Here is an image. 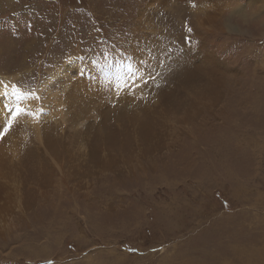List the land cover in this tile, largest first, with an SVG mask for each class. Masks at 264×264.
<instances>
[{"label":"rangeland","instance_id":"obj_1","mask_svg":"<svg viewBox=\"0 0 264 264\" xmlns=\"http://www.w3.org/2000/svg\"><path fill=\"white\" fill-rule=\"evenodd\" d=\"M202 1L217 6L203 12ZM200 19L210 21L209 32ZM186 52L202 66V54L213 56L224 74L220 98L195 109L204 126L192 129L182 113L187 94L202 83L178 81L180 116H159L154 136L161 151L137 156L141 170L123 157L119 166L84 176L87 134L96 135L104 96L127 91L156 101L155 91H146L175 88L169 73ZM130 60L116 76L115 63ZM104 68L115 75L108 87L97 82ZM2 77L26 96L5 102V157L16 158L37 125L53 126L62 148L41 151L53 174L42 184L49 192L44 209L54 215V203L62 205L57 218L40 223L43 209H26L23 189L4 184L0 264H264V0H0ZM138 104L120 116L136 113ZM73 116L75 137L66 133L75 135ZM72 146L75 173L67 157ZM171 160L173 169L161 172Z\"/></svg>","mask_w":264,"mask_h":264},{"label":"bare ground","instance_id":"obj_2","mask_svg":"<svg viewBox=\"0 0 264 264\" xmlns=\"http://www.w3.org/2000/svg\"><path fill=\"white\" fill-rule=\"evenodd\" d=\"M200 3L204 6V9L201 8L203 12H205L206 9L208 10V8L212 9L217 6H210L207 4L204 5L205 2L203 3V1ZM209 22L204 19L199 20V25L203 28V31L205 30L206 32H209L211 30L210 26L207 25ZM200 41L202 42V40ZM184 56L186 61L180 62L178 66H176V69L170 70L169 73V81L175 86V88L168 90L166 85L163 84L158 87L152 86L151 90L146 91V93H152V90L155 91L154 100L156 101H151L144 96H128L127 91L124 93L121 92L114 97L104 96V101L99 103L95 110L94 117L97 121V125H99L97 127L96 135H91L89 132L87 134V147L89 152H85L84 158L86 167L82 173L84 176L89 175L95 170H103L105 167L112 169L115 166H119L122 163L120 159L123 157L129 164H133L134 162L132 163V160H135L139 170H141L142 160L138 159L137 162V156L145 159L153 155V152L156 153L161 151L163 148V142L161 141V138H156L154 136L158 133L159 126L162 124L159 116H164L168 110H170L172 114L180 116L178 84H175L178 83V81H180L181 86L187 87H193L198 81L202 83L199 92H192L191 94L186 93L187 104L182 108V113L184 121L187 124H191L192 129L194 126H204L203 124L199 125L201 122L196 119L197 116L195 109L202 102V100L211 101L213 97H215V99L220 98L219 86L221 83V77H223L224 74L216 67L218 65L215 64V59L209 54H202V59L206 66L195 63L194 56L192 53L190 54V52H186ZM132 63L133 60L125 63L117 61L114 65L117 68L115 75L117 76L123 72L124 69ZM97 73H100V75L103 76L100 79H97V82L102 83L105 87H108L109 81L115 77L109 69L105 68L99 70ZM2 78L3 80L0 79V156L2 155L3 157H0V196L3 194L5 195L6 193L3 192L5 189L3 186L4 184H17L23 189V194H21V196L26 197V209H29L32 206L37 208V210L43 209L42 217L37 218V221H40L41 223L42 221H45L46 217H51L53 215L47 213V210L44 209L47 201L49 200V192L42 187V184L44 182L48 185L49 180L53 177V174L50 172L47 163L43 159L41 151H43L45 153L44 155L47 156L50 154L49 150L58 151L62 147L58 138L53 134V126L37 125L36 135L34 134L33 137L28 139V144H26V146L19 151L16 158L9 156L5 157L6 154L2 149V145L6 141L7 137L3 133V130L5 128L6 121L9 118V113L11 112V109L7 106L12 104L14 99L17 102H20L21 98L26 96L23 94L24 91L18 84H15L13 81L6 82L4 81L6 80V77ZM50 80L51 79H49L45 83V87L43 86L42 88L43 91L41 92L43 93L45 91V95H50L48 92V90L52 87ZM53 81H55L54 78ZM151 83V80L140 81L136 83V85L128 92L133 93V89L141 88L142 86L150 85ZM139 84L141 85L139 86ZM41 92L39 91L35 94L39 95ZM110 98H113V100L118 103L117 106L110 103ZM145 99H147V102H145ZM133 101L134 103L139 102L138 105H140L137 107L138 110L136 113L134 111H127L126 116L123 115L121 117V112L125 111L129 105H134ZM5 102L7 106H5ZM126 117L129 118L130 122H123L126 121ZM98 118H100L99 122L97 120ZM113 119L116 120V123L112 124L111 120ZM133 120L136 122L135 128H132ZM209 120L210 119L207 121ZM193 121H196L197 125L194 124ZM38 123L41 124L42 121L39 120ZM76 123V118L73 116L71 120V128L75 132V135L73 132H66L73 137H75L78 132L76 129ZM117 128L118 130L115 133L114 130ZM230 134H232V132ZM10 144L11 142L9 145ZM68 149H70V147H68ZM101 150L104 151L100 152ZM71 151L72 153L67 152V157L73 168V173H75L77 170V164L76 158L74 157V146L71 147ZM172 165L173 161L171 160L167 166H164V170L160 171L170 172L173 169ZM200 173L203 174V172ZM200 173H197V175H200ZM33 184H39V187H35ZM68 190L73 194L70 196L71 200H73L72 197L75 196V189L73 187H69ZM91 192L93 191L91 190ZM61 205V202L54 203L56 211L55 213L53 211L54 215L52 217L57 218L56 215L60 212ZM25 214L29 219H35V216L29 214V211H26ZM11 223H15V220ZM22 225L25 226L24 224ZM6 231L7 228L2 232Z\"/></svg>","mask_w":264,"mask_h":264}]
</instances>
